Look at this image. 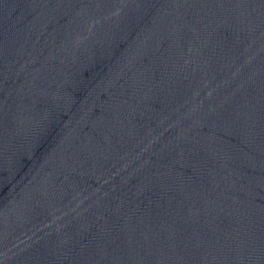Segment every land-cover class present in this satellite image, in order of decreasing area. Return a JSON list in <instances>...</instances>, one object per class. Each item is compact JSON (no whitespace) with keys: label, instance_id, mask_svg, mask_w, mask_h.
Segmentation results:
<instances>
[{"label":"water","instance_id":"water-1","mask_svg":"<svg viewBox=\"0 0 264 264\" xmlns=\"http://www.w3.org/2000/svg\"><path fill=\"white\" fill-rule=\"evenodd\" d=\"M0 264H264V0H0Z\"/></svg>","mask_w":264,"mask_h":264}]
</instances>
